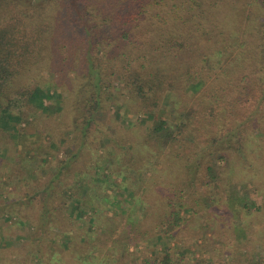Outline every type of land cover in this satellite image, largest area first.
Returning a JSON list of instances; mask_svg holds the SVG:
<instances>
[{"label": "trees", "instance_id": "obj_1", "mask_svg": "<svg viewBox=\"0 0 264 264\" xmlns=\"http://www.w3.org/2000/svg\"><path fill=\"white\" fill-rule=\"evenodd\" d=\"M75 84L83 90L86 110L67 101L68 87L75 90ZM39 107L47 117L66 112L81 123L76 147L39 191L47 194L69 164L79 169L97 113L109 107L147 122L126 137L110 125V133L124 141L109 140L122 154L110 150L115 158L104 167L118 165L120 172L109 173L117 172L113 181L138 180L140 170L152 177L153 171L158 176L148 184L181 195L172 202L168 193L165 204L129 186L132 203L141 200L144 213L103 220L95 217V207L83 205L75 188L79 169L68 183L80 224L70 220L64 227L62 219H46L51 209H45L28 235L26 253L11 264H264V170L256 172L248 159L255 141L264 146V0H0V127L7 126L12 110L28 118ZM20 133L14 127L10 135ZM221 145L218 158L226 165L232 152L251 171L231 185L228 202L210 191L211 183L216 190L222 182L212 160L203 168L206 189L195 192L181 177L184 161ZM165 151L168 160L155 164ZM232 200L234 228L218 219ZM158 206L161 212L152 215ZM212 230L215 258L204 245ZM177 237L175 247L155 248ZM142 239L153 257L139 260L128 248ZM4 259L0 253V264Z\"/></svg>", "mask_w": 264, "mask_h": 264}, {"label": "rangeland", "instance_id": "obj_2", "mask_svg": "<svg viewBox=\"0 0 264 264\" xmlns=\"http://www.w3.org/2000/svg\"><path fill=\"white\" fill-rule=\"evenodd\" d=\"M75 87V90L68 87L69 97L66 94L65 98L68 97L67 101L72 102L70 105L78 106L81 111L86 110L83 90L78 85ZM72 92L74 93L71 97ZM57 100L62 102V104L65 103L62 98ZM53 110L57 111L56 107ZM77 112L79 111L77 110ZM48 114L50 117H47V112H44L39 107L37 108L36 117L29 116L25 118L24 115L19 114L18 109H14L7 118L8 120L5 123L7 126L0 127V253L5 257L3 264H11L13 263L12 260H15L17 256L26 253L24 247L29 242L28 235L34 232L35 227L39 226L43 213L46 211L45 209L48 211L51 209L47 212L46 219L52 217L56 220L62 219L64 227L71 225L70 220L75 219L73 213L76 212L75 208L71 206L74 195L68 182L70 180L69 176L74 175L79 169L82 173L81 179H79V184L75 188L79 190L78 193L83 205L95 207L96 211H93L96 212L95 217L97 218L98 215H101L103 220H105L106 216L115 220L122 217L138 218L144 213V210L140 209L138 205L141 204V200L137 201L138 204L132 203L134 196L127 190L129 186L135 189L136 193L139 192L138 194L141 192L143 194L147 193L152 199H157L158 196L159 200H157L165 204H168L170 200L168 193L172 196V202H175L174 198L181 195L178 190L170 188L168 191L164 187L151 185L158 176L153 171H151L152 177L147 176L150 174L148 171L140 170L142 174L140 179L138 177V180L127 177L125 180L117 179L119 181H113V178L117 176L115 174L117 172H113L112 175L109 173L112 171L120 172L118 165L113 166L112 170L109 171H106L104 167L105 165L109 166L111 158H115L110 153V150L114 154H118V147L112 146L113 142L109 140L113 138L117 145L124 141L110 133V125L114 123L117 132L126 137L128 130L133 126V131L136 133L143 126H146L147 122L137 120L135 118L136 115L133 114L134 117H128L126 110H123L120 114L114 113L110 111L109 107H105L97 113L92 131L82 147L81 160L77 162L79 169H76V165L69 164L58 175V179L54 180L47 194L39 191L45 184L44 181L45 179L47 180L49 174L52 172L58 173L59 164L67 157L71 146H75V141L78 142L77 139H79L80 132L78 127L81 125V123L79 125L74 123L68 116H64L66 112L64 114L55 112ZM259 116L261 115L259 114ZM14 127L22 130L24 135L22 136L20 133L16 137L11 136L10 132H12ZM56 133L58 134L57 136H55ZM224 147V145L215 146L214 149H209L208 147L197 155L194 154L190 161H184L186 168L183 170H186V173L181 176L184 179L182 180L184 186L191 187V189L197 188L198 190H201V188L202 190L206 189V184L201 187L205 174L203 168L207 161L212 160V164L219 168L222 182L218 188H215L217 191L212 187L215 183H211L212 188L210 187V191H213L214 194L218 193V198L221 197L222 200L226 199L228 202L231 185L244 177L250 176L251 171L249 168L247 170L243 163L236 156H233L232 152H229L231 156L229 160H232L230 164L226 165L224 159L218 158L221 148ZM252 147L254 150L248 154V159L252 161L256 172L262 171L264 170V146L259 145L255 141ZM26 153L28 154L26 155ZM167 158L168 152L165 151L161 156L155 157V164L159 160L166 162ZM116 162L120 164L121 160L116 159ZM201 165L202 167H200ZM199 168L203 171H199ZM121 173H124L123 170ZM101 178L102 180H100ZM206 179L209 181L208 177ZM260 184L264 186V179H260ZM197 189H194L195 192H199ZM233 204H235L234 200L231 201V205H228L229 207L225 210L227 215L224 218H218L221 224H225V221L229 220L228 226L230 228L236 227L231 221V216L233 215L230 213L232 211L230 206L234 207ZM51 205H58V209L54 210ZM75 206H77V203H75ZM161 210L160 206L156 207L152 211V215H157ZM86 216L89 215H85L83 217L84 220L87 219ZM74 222L77 225L80 224L77 219ZM54 230L57 231V228ZM213 231L207 232L204 238V245L207 250L212 251L207 254L215 258L217 255L214 240H217V238L211 235ZM235 232H240V230L235 229ZM143 241L144 239L139 242L138 247H135V244H131L128 248V251L133 252L139 260L153 257V251L148 249L149 245L146 246L147 243L143 244ZM152 241L154 240L152 239ZM168 243L175 247L179 243V238L159 241L155 248L166 247Z\"/></svg>", "mask_w": 264, "mask_h": 264}]
</instances>
